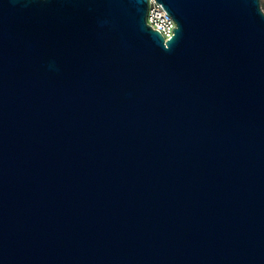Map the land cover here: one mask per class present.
Here are the masks:
<instances>
[{"label":"water","instance_id":"obj_1","mask_svg":"<svg viewBox=\"0 0 264 264\" xmlns=\"http://www.w3.org/2000/svg\"><path fill=\"white\" fill-rule=\"evenodd\" d=\"M0 0V264H264L261 0Z\"/></svg>","mask_w":264,"mask_h":264},{"label":"built area","instance_id":"obj_2","mask_svg":"<svg viewBox=\"0 0 264 264\" xmlns=\"http://www.w3.org/2000/svg\"><path fill=\"white\" fill-rule=\"evenodd\" d=\"M147 21L153 28L161 31L166 39L174 34L176 22L158 0H149Z\"/></svg>","mask_w":264,"mask_h":264},{"label":"rangeland","instance_id":"obj_3","mask_svg":"<svg viewBox=\"0 0 264 264\" xmlns=\"http://www.w3.org/2000/svg\"><path fill=\"white\" fill-rule=\"evenodd\" d=\"M262 8L264 9V0H261Z\"/></svg>","mask_w":264,"mask_h":264}]
</instances>
